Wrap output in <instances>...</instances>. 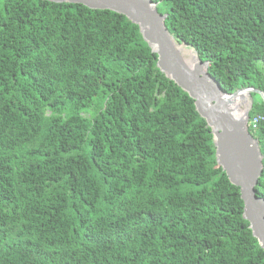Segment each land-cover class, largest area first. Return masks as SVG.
I'll use <instances>...</instances> for the list:
<instances>
[{
  "label": "trees",
  "instance_id": "obj_1",
  "mask_svg": "<svg viewBox=\"0 0 264 264\" xmlns=\"http://www.w3.org/2000/svg\"><path fill=\"white\" fill-rule=\"evenodd\" d=\"M152 1L224 92L264 93V0ZM156 59L123 15L0 0V264H264L211 130ZM249 129L264 156V120Z\"/></svg>",
  "mask_w": 264,
  "mask_h": 264
},
{
  "label": "water",
  "instance_id": "obj_2",
  "mask_svg": "<svg viewBox=\"0 0 264 264\" xmlns=\"http://www.w3.org/2000/svg\"><path fill=\"white\" fill-rule=\"evenodd\" d=\"M42 1L108 10L138 26L144 41L157 55L158 69L194 100L196 111L206 121L213 136L217 165L230 183L240 189L243 219L249 223L253 237L264 251V199L259 198L255 190L264 170V156L249 129L253 94L264 102V93L252 87L230 94L224 92L210 76L208 62L199 59L193 46L181 43L169 33L167 15L160 14L158 3L152 0ZM182 47L193 57L184 56Z\"/></svg>",
  "mask_w": 264,
  "mask_h": 264
},
{
  "label": "built area",
  "instance_id": "obj_3",
  "mask_svg": "<svg viewBox=\"0 0 264 264\" xmlns=\"http://www.w3.org/2000/svg\"><path fill=\"white\" fill-rule=\"evenodd\" d=\"M263 120H264V118L261 117V116H258V117H256V118L250 120V122H249V128L251 127L252 129H256L258 123H259L260 121H263Z\"/></svg>",
  "mask_w": 264,
  "mask_h": 264
},
{
  "label": "bare ground",
  "instance_id": "obj_4",
  "mask_svg": "<svg viewBox=\"0 0 264 264\" xmlns=\"http://www.w3.org/2000/svg\"><path fill=\"white\" fill-rule=\"evenodd\" d=\"M181 51H182V54H183L184 56H192V57H193L192 53L189 52V51H186L185 47H182V48H181Z\"/></svg>",
  "mask_w": 264,
  "mask_h": 264
}]
</instances>
